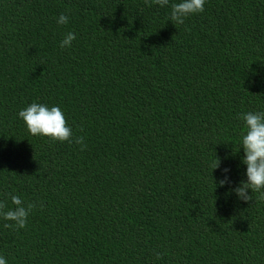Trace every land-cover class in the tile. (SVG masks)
<instances>
[{
  "label": "trees",
  "instance_id": "trees-1",
  "mask_svg": "<svg viewBox=\"0 0 264 264\" xmlns=\"http://www.w3.org/2000/svg\"><path fill=\"white\" fill-rule=\"evenodd\" d=\"M180 2L0 0L7 264H264V197L218 186L246 179L241 114L264 112V0L178 23ZM32 102L59 106L72 142L31 135Z\"/></svg>",
  "mask_w": 264,
  "mask_h": 264
},
{
  "label": "clouds",
  "instance_id": "clouds-1",
  "mask_svg": "<svg viewBox=\"0 0 264 264\" xmlns=\"http://www.w3.org/2000/svg\"><path fill=\"white\" fill-rule=\"evenodd\" d=\"M161 6L168 3V0H155ZM205 0H181L172 8L171 18L178 23H182L184 17L203 11ZM68 17L61 14L58 24H67ZM75 39L72 32L60 41V48L71 47V42ZM245 133L239 140V151L243 149V156L240 163L245 166L244 176L246 179L239 181L233 186V181L229 173L231 169L222 170V178L218 180L219 187H226L230 194L247 203L251 200L253 192L260 193L264 197V112H246L241 114ZM22 120L26 130L33 136L50 138L53 141L72 142V128L67 124L65 115L59 106L49 107L47 104L32 102L21 109L17 114ZM75 143L83 145V138H75ZM219 167V161L213 169ZM217 185L215 184V187ZM251 193V195L249 194ZM19 203V198H13ZM16 221L17 227L25 226L26 212L24 210L9 214ZM0 264H7L6 260L0 256Z\"/></svg>",
  "mask_w": 264,
  "mask_h": 264
}]
</instances>
